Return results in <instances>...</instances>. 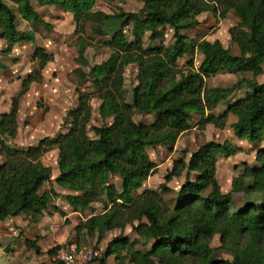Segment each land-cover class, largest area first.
Listing matches in <instances>:
<instances>
[{
  "label": "trees",
  "instance_id": "1",
  "mask_svg": "<svg viewBox=\"0 0 264 264\" xmlns=\"http://www.w3.org/2000/svg\"><path fill=\"white\" fill-rule=\"evenodd\" d=\"M21 18L42 24L29 0H10ZM123 1V0H121ZM144 6L139 13L107 15L93 12L95 0H37L40 6H58L73 15L77 36L78 58L86 66L84 38L86 25L96 36H105L103 24L111 20L116 30L105 45L111 51L109 67L104 72L93 67L86 74L78 70L82 81L91 79L94 96L100 101L98 113L102 121L111 122L101 127H88L91 119L92 95L78 93V103L70 112L68 132L54 140L42 139L27 150L9 147L1 139L16 133L15 118L18 98L12 99L8 113L0 115V221L20 214H38L37 207L47 208L51 198L39 189L49 181L48 168L40 159L49 148L58 149L56 184L70 193L63 196L73 212L83 214L93 203L104 205V213L93 215L79 223L75 238L85 232L113 231L130 226L138 236L152 240L150 252L142 253L126 239H115L107 247L104 257L115 255L116 264H264V148L256 153L258 166L245 167L232 180L231 192L224 194L215 178V164L219 156L228 158L240 149L230 142H208L192 153L188 162L179 158L165 177L170 181L183 170L196 173L194 180L187 175L177 193L174 216L167 218L168 209L159 193L152 190L135 195L155 170L147 148L172 147L181 132L188 128L193 114L203 124L223 129L228 115L236 117L231 125L235 139L249 144L264 143V83L247 81L249 92L229 104L216 117L211 112L225 102L233 88H209L206 80L223 70H229L238 61L229 49L216 40L188 42L183 31L199 25L197 17L210 12L221 17L229 12L237 19L230 31L232 41L251 54V62L240 71L255 77L264 65V0H136ZM131 25L132 40L124 30ZM172 29L171 47L160 44L145 48L143 37L157 38L158 28ZM0 38L10 45L31 42V38L17 30L16 17L0 0ZM198 52L202 60L197 69L192 61L187 68H179L178 60L186 54ZM39 67L50 61L42 51ZM129 65L137 66V85L132 89L131 102L124 100V73ZM32 79H26L22 91ZM133 112L154 116L151 124L133 120ZM88 131L94 137H88ZM117 175L122 183L119 192L112 184ZM162 191L167 187L162 185ZM241 194L243 202L236 206L233 194ZM54 194V193H53ZM138 225L135 226L134 223ZM219 235L220 249L233 254L231 261L216 257L209 242ZM78 246V241L75 240ZM30 246L29 241H25ZM38 253V248H34ZM55 248L48 251L54 255ZM103 257V258H104ZM100 264H105L104 259Z\"/></svg>",
  "mask_w": 264,
  "mask_h": 264
},
{
  "label": "rangeland",
  "instance_id": "2",
  "mask_svg": "<svg viewBox=\"0 0 264 264\" xmlns=\"http://www.w3.org/2000/svg\"><path fill=\"white\" fill-rule=\"evenodd\" d=\"M3 1L9 5L16 17L17 30L31 38V42L14 45H10L6 40L0 38V115L8 113L11 109L12 99L18 98L15 118L16 133L14 137L2 136L1 139L5 144L19 150H27L37 146L42 139L52 141L59 135L67 133L72 120L70 112L77 106L79 92L92 95L90 100L91 119L88 127H101L109 124L111 119L102 121L99 116L100 101L94 96L91 87L92 78L82 81L79 79L77 71L82 70L88 74L93 67L101 68L100 72L106 71L109 67L108 58L111 51L105 43L116 30L114 23L108 20L103 24L105 36L94 35L91 31L92 24L86 25L84 38L89 46H86L84 54L87 65L81 66L77 62L78 52L75 46L77 36L72 14L63 11L58 6H40L37 0H29L32 9L40 15L42 20V24H34L23 20L16 5L10 0ZM143 8V4L136 0H95L92 11L114 15L120 12L139 13L143 11ZM197 20L199 25L196 28L182 32L188 42L197 43L203 39L209 42L218 40L224 48L229 49L230 53L238 58V61L232 66L231 72L223 70L206 80L209 88H233L228 99L218 104L211 112L214 116L220 117L229 104L245 97L249 92L247 81L264 83V65L261 66V73L255 77L250 72L240 71L251 62V54L247 49L241 50L231 39L230 31L238 24V19L233 13L229 12L225 17H221L218 14L206 12L199 15ZM131 29L130 25L124 30L128 41L132 40ZM173 42V31L168 26L158 28L157 38L154 41H149L148 34L143 37L145 48L160 44L168 48L172 46ZM38 51H42L46 57L50 58L43 69L39 67L40 58L36 56ZM201 60V55L194 50L192 55L186 54L178 60V67L187 68L189 67L187 63L192 61L190 68L197 69ZM28 78H31L32 81L28 82L26 90L23 92L22 84ZM136 78L137 66L129 65L124 73L123 85L126 102H131L132 89L137 85ZM133 120L148 125L153 122L154 116H143L133 112ZM235 122L236 117L228 115L224 128L217 129L211 124H203L201 118L193 114L188 121V128L181 132L172 147L147 148L146 152L154 163L155 170L135 195H142L144 192L152 190L158 192L168 209L167 218H172L175 214L174 208L179 188L185 182L187 175L191 180H194L197 175L194 172L187 174V171L183 170L179 176L173 177L168 182L165 181L166 175L172 169L173 162L179 158H184L188 162L192 153L202 145L208 142L223 143L225 141L240 149L239 152L228 158L219 156L215 164V178L221 192L230 193L232 180L241 175L246 166L249 168L258 166L256 153L259 149L264 148V143L253 145L235 139L231 128ZM88 137L93 138V133L88 131ZM3 160L4 158L0 154V164ZM40 161L48 168L49 181L43 184L39 194L47 192L51 200L46 210L40 206L37 208L44 211L45 214H54L59 209L55 204L62 205L63 196L70 193L55 182L59 174L57 147H50ZM111 184L119 192L121 191L122 183L117 175L112 176ZM162 185H165L168 190L162 191L160 189ZM232 196L235 205L240 206L243 196L236 193ZM102 213H104V205L96 202L80 216L72 217L66 221L57 218V221L52 220L49 225L55 226L54 231L57 237L66 239L64 243L77 240L79 245L98 249L103 253L115 239H126L133 244L135 250L142 253L151 251L153 241L138 236L130 226H126L122 230L94 232L92 236L83 232L77 239L75 238L74 229L79 223L93 215ZM27 219L23 216L19 219L10 218L8 224L2 227L0 234H2L3 240L0 242L4 247L8 244L15 247L14 243L17 242V239L20 236L25 237L23 230L26 229V226L21 227L19 224L25 225L30 221ZM30 222L33 223V221ZM49 225L43 226L49 227ZM74 225L76 226L74 227ZM134 225L137 226L138 223L135 222ZM4 230L6 231L4 232ZM19 230L21 231L19 232ZM209 246L216 251V257L219 259L231 261L234 257L231 252L220 249L219 235H215L210 240ZM7 247L6 253H10V246ZM25 247L30 248L28 245ZM153 261L154 264H159L157 259L153 258Z\"/></svg>",
  "mask_w": 264,
  "mask_h": 264
},
{
  "label": "crops",
  "instance_id": "3",
  "mask_svg": "<svg viewBox=\"0 0 264 264\" xmlns=\"http://www.w3.org/2000/svg\"><path fill=\"white\" fill-rule=\"evenodd\" d=\"M63 200L64 201L62 202V205L55 204L56 208L59 207V209H57L54 214L49 213L48 215L45 214L44 211L36 208L38 211L37 215L20 214L15 217H9L3 221H0V230L3 229V226H6L5 224H8V220L10 218L19 219L23 216L27 217V220L33 221L34 223L33 224L29 221L28 223H25V225L19 224L21 227L26 226V229L23 230L25 237L20 236L19 239H17V242L14 243L15 247H11L12 245L8 244L11 249V254L9 252L6 253V248H8V245L4 247L0 242V264H57L54 261V255H49L48 251L55 248L57 245L63 244L66 239L57 237L54 231L55 226L49 224L52 220L57 221V218L61 219L62 221H66L67 219H72V217L78 215L80 216L79 213L73 212L72 208L68 205L64 198ZM47 224L49 225V227L43 226ZM75 226L76 225H74V227ZM5 231L6 230H4V232ZM20 231L21 230H19V232ZM0 240H3L2 234H0ZM25 241L30 242V248L25 247ZM79 246L85 247L82 245ZM35 247L38 248V253H36L34 249ZM103 259L105 264H116L114 254L108 257H104ZM95 264H100V261Z\"/></svg>",
  "mask_w": 264,
  "mask_h": 264
},
{
  "label": "built area",
  "instance_id": "4",
  "mask_svg": "<svg viewBox=\"0 0 264 264\" xmlns=\"http://www.w3.org/2000/svg\"><path fill=\"white\" fill-rule=\"evenodd\" d=\"M103 257L101 250L80 247L73 241L56 246L54 252V261L57 264H95Z\"/></svg>",
  "mask_w": 264,
  "mask_h": 264
}]
</instances>
